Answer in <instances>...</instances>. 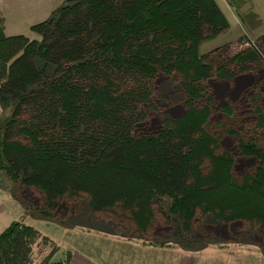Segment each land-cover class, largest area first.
Masks as SVG:
<instances>
[{
    "label": "trees",
    "instance_id": "trees-1",
    "mask_svg": "<svg viewBox=\"0 0 264 264\" xmlns=\"http://www.w3.org/2000/svg\"><path fill=\"white\" fill-rule=\"evenodd\" d=\"M4 22L0 96L14 108L0 125V169L37 192L38 215L85 198L128 232L183 245L237 241L235 222L264 236V34L200 54L228 27L217 0H68L31 26L39 40L6 35ZM161 76L180 89V115L156 106ZM151 109L159 127L142 131ZM58 249L22 218L0 232V264H69L70 251L50 262Z\"/></svg>",
    "mask_w": 264,
    "mask_h": 264
},
{
    "label": "rangeland",
    "instance_id": "rangeland-1",
    "mask_svg": "<svg viewBox=\"0 0 264 264\" xmlns=\"http://www.w3.org/2000/svg\"><path fill=\"white\" fill-rule=\"evenodd\" d=\"M67 2L68 0H0V14L5 20L4 32L6 35L23 34L31 39L39 40V34L31 26L48 19L55 8ZM217 3L228 21V27L216 36L200 42L198 45L200 54L209 53L213 49L223 46L224 50L225 47L229 49L227 46H232L234 49L246 48L248 44L255 42L257 37L264 34V12H262L264 10V0L258 2L259 10L252 9L256 13L252 17L254 22L252 19L250 21L244 14V6L239 8L236 6V0H217ZM231 48L230 50H234ZM36 65L41 67L43 61L37 58ZM53 70L54 66L48 64L46 67L47 74H52ZM256 77L259 79L264 78V65L261 66V71L257 73ZM250 82L248 80L242 82L238 90L243 89L245 84ZM236 88L237 86L234 84L232 88H227V92L232 93L230 94L231 99H234L237 95L231 91L232 89L235 91ZM155 89L160 97L155 101L157 107H162L173 116L182 113L180 106L182 101L179 98L180 89L177 83L171 82L169 86L165 78L161 76L155 82ZM217 89L220 91L225 90L220 84H217ZM13 105L14 100L10 97L2 98L0 96V125H4L10 118L14 108ZM216 116L220 118L221 114L217 112ZM159 119L160 117L154 109H151L147 123L142 126V131L158 129ZM245 120L247 121L248 117ZM230 141V138H225L224 143H227V146L232 149L234 144ZM244 163L245 167L251 164L249 160H244ZM31 192L34 195L37 193L27 190V188L21 190L0 169V232L11 221L22 218L26 224L36 227L59 246L58 251L51 256L50 262L63 260L68 251L74 255L82 254L85 256L83 254L85 251L92 250L93 253V250H100L104 254L109 253L113 256L118 254L121 257L126 255V253H122V251H125V247L122 246L123 240H132L139 244V246H133L135 251H139L135 254L140 256L145 255L146 246H154L156 253L163 247H169L177 250L174 252L188 255L187 264H214L211 262L212 260L224 261L232 256H238L235 258L237 261H233L234 264H264V236L257 240L253 232L248 233V231L243 230L246 228L244 224L237 222L234 224V230L240 236L237 242L232 243L230 239L229 242L219 239L220 237L207 236L206 239L200 240L201 242L198 241L197 244L191 242L183 245L180 243L179 237L172 233V235H168L166 232L165 235L158 238L153 235L154 233L138 234L128 232L124 227L117 226L111 219L103 218L95 213L91 209L89 200L85 198L68 203L64 202L61 205V210L56 211L54 216L38 215L37 210L32 206L36 201L33 200ZM37 250L38 247L35 249L36 257L39 256ZM81 250H83V253H81ZM219 264L227 263L222 262Z\"/></svg>",
    "mask_w": 264,
    "mask_h": 264
},
{
    "label": "crops",
    "instance_id": "crops-1",
    "mask_svg": "<svg viewBox=\"0 0 264 264\" xmlns=\"http://www.w3.org/2000/svg\"><path fill=\"white\" fill-rule=\"evenodd\" d=\"M261 0H237L240 7L244 6V14L246 17L251 21L252 17L254 16V13L252 9L259 10L258 2ZM264 12V10L262 11ZM253 20V19H252ZM254 22V20H253ZM239 241V240H237ZM233 241V242H237ZM121 242V241H120ZM232 242V243H233ZM122 246L125 247V251H122V253H126V255L118 256L117 255H110L109 253L104 254L103 251L97 250L92 253L91 251H85L83 253V250H81L82 254L74 255L73 253H70V261L69 264H187L186 259L188 255H183L182 253H177L174 251V249H171L169 247H163L156 253V248L153 246H146L144 250L145 255L140 256L137 251L134 250V246H139L137 242H133L132 240H123ZM121 252V251H120ZM93 254H96L95 256H92ZM103 254V255H98ZM238 256H232L229 258H226V260H218L214 261L212 260V263H227V264H234L233 261L236 260ZM129 258L130 261H129ZM246 258V256H245ZM187 259V260H188ZM211 259V258H210ZM237 261V260H236ZM243 261V260H242ZM194 264V263H192ZM236 264V263H235Z\"/></svg>",
    "mask_w": 264,
    "mask_h": 264
}]
</instances>
